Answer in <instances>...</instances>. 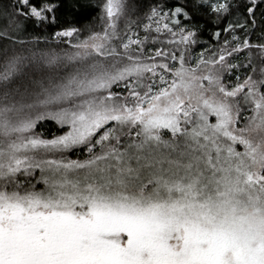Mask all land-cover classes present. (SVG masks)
<instances>
[{
	"label": "snow or ice",
	"instance_id": "snow-or-ice-1",
	"mask_svg": "<svg viewBox=\"0 0 264 264\" xmlns=\"http://www.w3.org/2000/svg\"><path fill=\"white\" fill-rule=\"evenodd\" d=\"M0 264H264V0L0 3Z\"/></svg>",
	"mask_w": 264,
	"mask_h": 264
},
{
	"label": "trees",
	"instance_id": "trees-1",
	"mask_svg": "<svg viewBox=\"0 0 264 264\" xmlns=\"http://www.w3.org/2000/svg\"><path fill=\"white\" fill-rule=\"evenodd\" d=\"M7 2V0H0V3H6ZM151 2H152V0H143V3H145V4H151ZM167 2L170 4V5H172V4H175V3H178V2H182V0H167ZM141 16H142V14H141ZM203 39L204 40H207L208 39V36H207V33L205 34V36L203 37ZM197 51V53L199 52V49H197L196 50ZM48 126L46 125V128H47ZM54 130V129H53Z\"/></svg>",
	"mask_w": 264,
	"mask_h": 264
}]
</instances>
